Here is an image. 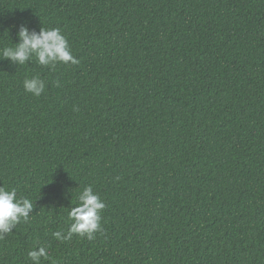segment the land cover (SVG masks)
Wrapping results in <instances>:
<instances>
[{"label":"trees","instance_id":"trees-1","mask_svg":"<svg viewBox=\"0 0 264 264\" xmlns=\"http://www.w3.org/2000/svg\"><path fill=\"white\" fill-rule=\"evenodd\" d=\"M21 24L79 62L0 59V187L33 203L0 264H264V0H0V49ZM88 186L101 230L56 240Z\"/></svg>","mask_w":264,"mask_h":264},{"label":"clouds","instance_id":"clouds-1","mask_svg":"<svg viewBox=\"0 0 264 264\" xmlns=\"http://www.w3.org/2000/svg\"><path fill=\"white\" fill-rule=\"evenodd\" d=\"M17 37L18 43L15 47L0 49V59H8L23 65L35 57L36 62L45 67H51L56 63L77 64L79 62L71 54L68 42L58 28H41L37 33L29 32L28 28L21 24ZM44 84V81L37 77L25 79L23 82L25 91L34 96L41 95ZM104 208V202L92 187H85L78 196V204L68 213L71 223L66 233L63 230L56 231L53 232V237L58 241L70 240L73 235L93 239L94 233L101 230L100 213ZM32 209L33 203L30 199L17 198L15 189L7 190L0 187V238L3 234L11 232L21 221L27 222ZM27 255L32 264H40L41 258L48 259L47 249L43 246L30 250Z\"/></svg>","mask_w":264,"mask_h":264}]
</instances>
